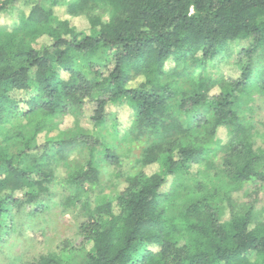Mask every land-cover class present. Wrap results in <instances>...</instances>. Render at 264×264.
<instances>
[{
	"label": "trees",
	"instance_id": "trees-1",
	"mask_svg": "<svg viewBox=\"0 0 264 264\" xmlns=\"http://www.w3.org/2000/svg\"><path fill=\"white\" fill-rule=\"evenodd\" d=\"M3 14L14 18L0 24V243L14 214L42 213L60 183L83 212L82 244L31 264H264V221L234 199L264 182L252 117L264 0H0ZM85 106L93 130L76 122L37 143L50 120ZM110 106L129 111L119 142L147 145L123 190L92 206L103 165L119 164Z\"/></svg>",
	"mask_w": 264,
	"mask_h": 264
},
{
	"label": "rangeland",
	"instance_id": "rangeland-1",
	"mask_svg": "<svg viewBox=\"0 0 264 264\" xmlns=\"http://www.w3.org/2000/svg\"><path fill=\"white\" fill-rule=\"evenodd\" d=\"M58 15L62 19H69L71 25L78 30L86 34L89 33V23L84 17L70 19L63 15L61 10H59ZM13 18L14 15L12 14L10 16L3 14L0 16V24L5 25ZM44 44H47L46 38H42L37 42L38 47ZM109 111L116 115L119 125L118 130L121 133L119 137L112 140V142L119 145L116 148L119 156V164L117 166L103 165L101 182L95 187L92 194V206H95L104 197L113 198L123 190L126 177L140 169L138 162L143 149L147 145L143 137L127 136L123 139L124 142H119L129 127V111L126 107L116 108L114 106H110ZM91 114V107L85 106L83 110H79L76 113L50 120V123L38 134L37 143H43L45 138L56 139L61 135L62 131L75 130L73 126L77 123L87 131L93 130L90 120ZM252 117L254 121L260 124L259 130L264 134L263 99H256L252 105ZM19 122L25 123L24 120ZM111 129V125L109 124L107 131L112 132ZM29 131L33 130L30 129ZM219 137L222 140H226V134L223 129L220 130ZM261 143L262 140L259 139L258 144L260 145ZM261 146L264 147V143ZM57 168L56 176L58 180L64 178L66 171L62 167V163L59 162ZM197 168L198 166L193 167L194 170ZM158 170V167L155 165L144 168V171L148 175ZM59 185L60 183L54 187L57 196L51 202V205L42 213L34 215L14 214V219L9 225V231L0 243V264H31L40 256L60 252L61 245L64 241H67L73 248H80L82 240L78 235V225L83 219V212L65 204V199L68 197L69 192L66 188ZM234 199L239 206L243 203H253L255 217L259 221H264V182H255L246 185L240 193L234 195Z\"/></svg>",
	"mask_w": 264,
	"mask_h": 264
}]
</instances>
